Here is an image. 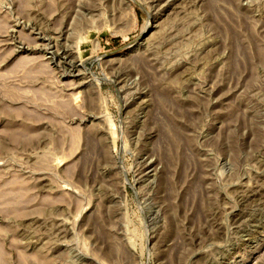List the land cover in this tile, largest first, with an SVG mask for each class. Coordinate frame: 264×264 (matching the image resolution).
<instances>
[{
	"label": "rangeland",
	"instance_id": "1",
	"mask_svg": "<svg viewBox=\"0 0 264 264\" xmlns=\"http://www.w3.org/2000/svg\"><path fill=\"white\" fill-rule=\"evenodd\" d=\"M0 264H264V0H0Z\"/></svg>",
	"mask_w": 264,
	"mask_h": 264
},
{
	"label": "bare ground",
	"instance_id": "2",
	"mask_svg": "<svg viewBox=\"0 0 264 264\" xmlns=\"http://www.w3.org/2000/svg\"><path fill=\"white\" fill-rule=\"evenodd\" d=\"M163 100V99H162ZM172 130V129H171ZM165 132V131H164ZM165 134V133H164ZM177 134V133H176ZM180 135V134H179ZM180 138V137H179ZM180 140V139H179ZM90 144V143H89ZM117 247V246H116ZM118 250V249H117Z\"/></svg>",
	"mask_w": 264,
	"mask_h": 264
}]
</instances>
